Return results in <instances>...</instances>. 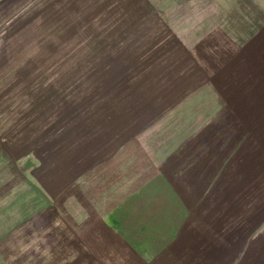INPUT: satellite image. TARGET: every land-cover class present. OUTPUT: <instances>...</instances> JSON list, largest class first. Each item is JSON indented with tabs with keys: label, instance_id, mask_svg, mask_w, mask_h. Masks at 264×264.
I'll return each instance as SVG.
<instances>
[{
	"label": "rangeland",
	"instance_id": "374dc122",
	"mask_svg": "<svg viewBox=\"0 0 264 264\" xmlns=\"http://www.w3.org/2000/svg\"><path fill=\"white\" fill-rule=\"evenodd\" d=\"M207 76L231 155L145 264H264V0L0 1V264H96L54 199Z\"/></svg>",
	"mask_w": 264,
	"mask_h": 264
},
{
	"label": "crops",
	"instance_id": "0c3cea01",
	"mask_svg": "<svg viewBox=\"0 0 264 264\" xmlns=\"http://www.w3.org/2000/svg\"><path fill=\"white\" fill-rule=\"evenodd\" d=\"M206 78L170 97L168 119L175 121L167 130L150 140L149 127L125 134L54 199L64 226L96 264H145L160 256L195 208L196 184L215 182L226 166L231 112Z\"/></svg>",
	"mask_w": 264,
	"mask_h": 264
},
{
	"label": "water",
	"instance_id": "95a60500",
	"mask_svg": "<svg viewBox=\"0 0 264 264\" xmlns=\"http://www.w3.org/2000/svg\"><path fill=\"white\" fill-rule=\"evenodd\" d=\"M31 167V162H26V163H24L23 165H22V167H21V170L22 171H26L28 168H30Z\"/></svg>",
	"mask_w": 264,
	"mask_h": 264
}]
</instances>
